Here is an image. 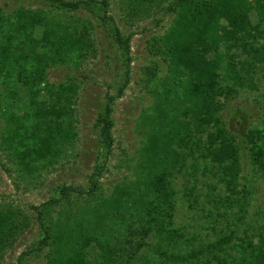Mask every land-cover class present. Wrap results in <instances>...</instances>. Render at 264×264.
<instances>
[{
  "label": "trees",
  "instance_id": "trees-1",
  "mask_svg": "<svg viewBox=\"0 0 264 264\" xmlns=\"http://www.w3.org/2000/svg\"><path fill=\"white\" fill-rule=\"evenodd\" d=\"M21 1L10 12L0 8V155L14 159L18 171L40 173L68 159L79 137V87L74 79L53 83L50 72L95 58L101 25L109 27L125 74L95 122L103 164L87 186L58 185L30 210L0 206V262L37 226L40 237L18 264L39 254L45 264H264V230L244 227L251 191L243 174L244 153L264 172V91L261 121L243 136L222 118L231 100L258 89L264 0H128L130 20L152 15L162 32L149 42L153 58L143 81L152 101L143 110L135 177L108 190L100 177L116 142L115 104L132 82V35L110 13L111 0ZM190 159L224 188L214 202L216 239L177 225L173 182Z\"/></svg>",
  "mask_w": 264,
  "mask_h": 264
},
{
  "label": "rangeland",
  "instance_id": "rangeland-1",
  "mask_svg": "<svg viewBox=\"0 0 264 264\" xmlns=\"http://www.w3.org/2000/svg\"><path fill=\"white\" fill-rule=\"evenodd\" d=\"M21 0H0V8L10 12L18 7ZM128 0H111V14L127 35H132V82L125 95L115 104V137L113 154L109 156L106 171L100 180L106 190L118 184H124L135 177L134 171L141 157L143 135V110L151 101V95L145 88V68L151 64L149 42L162 32L154 16L146 19L130 20L126 14ZM87 16L88 14H84ZM90 15V14H89ZM97 31L99 42L95 58L88 60L81 68L56 66L51 69L50 80L61 84L74 79L78 84L76 95V126L79 133L74 146L70 148L68 159H63L54 166L41 169L40 173L24 174L7 153H1L0 159V206L13 205L30 210V205H39L56 194V187L61 184L87 186L89 175L95 166L103 164L104 157L99 147L95 122L102 110L106 94L110 88H116L124 77L125 66L119 58L109 27L101 25ZM258 89L244 92L228 104L222 113L227 126L243 136L250 128L260 123L262 117L261 93L264 91V72L258 68L255 73ZM122 77V79H123ZM5 86L2 85L3 89ZM114 89L111 90V93ZM2 162L11 170L7 172ZM189 166L178 173L173 186L179 206L177 225L185 228L189 234H197L200 239H216L212 229L218 219L215 201L224 195L223 185L217 183L210 172L195 168L192 160ZM243 174L250 188L249 212L244 227L254 232L264 230V172L253 167L244 153ZM243 182H245L243 180ZM216 185V188L214 186ZM193 190L194 193H190ZM211 213L212 217H209ZM208 229V230H207ZM222 229L220 225L219 230ZM218 230V231H219ZM243 235V232L241 233ZM256 234V233H254ZM40 237L39 229L34 226L14 250L10 251L0 264H18L17 258ZM28 264H45L42 254L29 259Z\"/></svg>",
  "mask_w": 264,
  "mask_h": 264
}]
</instances>
